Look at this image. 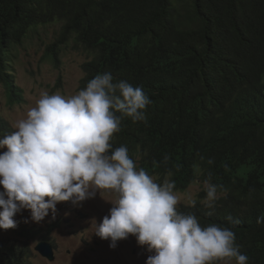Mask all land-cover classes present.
<instances>
[{
	"label": "trees",
	"instance_id": "16d2710c",
	"mask_svg": "<svg viewBox=\"0 0 264 264\" xmlns=\"http://www.w3.org/2000/svg\"><path fill=\"white\" fill-rule=\"evenodd\" d=\"M54 22L53 61L70 41L91 53L80 90L110 72L151 100L145 120L122 117L113 149L126 146L137 169L174 181V190L217 185L214 208L205 188L177 211L230 228L248 264H264V0H0V82L10 104L23 97L14 46ZM13 130L0 117V138ZM37 234L0 240V264H36Z\"/></svg>",
	"mask_w": 264,
	"mask_h": 264
},
{
	"label": "clouds",
	"instance_id": "9594fccd",
	"mask_svg": "<svg viewBox=\"0 0 264 264\" xmlns=\"http://www.w3.org/2000/svg\"><path fill=\"white\" fill-rule=\"evenodd\" d=\"M150 103L141 87L110 72L91 78L73 95L42 92L16 130L0 138V149L6 148L0 152V229L15 228L14 216L24 209L39 223L50 211L55 218L58 202L76 206L106 189L117 199L95 234L110 239V247L133 235L153 253L146 264H215L232 258L248 264L233 230L202 226L194 214L179 213L174 181L157 183L137 169L126 146L113 149L110 141L122 117L145 120ZM206 184L212 209L218 186ZM228 220L240 222L230 215Z\"/></svg>",
	"mask_w": 264,
	"mask_h": 264
},
{
	"label": "rangeland",
	"instance_id": "374dc122",
	"mask_svg": "<svg viewBox=\"0 0 264 264\" xmlns=\"http://www.w3.org/2000/svg\"><path fill=\"white\" fill-rule=\"evenodd\" d=\"M59 29V22L40 26L23 44L13 48L14 78L22 89L24 100L10 105L8 89L0 82V115L14 130L15 124L26 117L28 109L35 106L42 92L73 95L80 90L81 79L85 76L83 63L91 58V53L70 41L63 47L60 61H53L47 50ZM2 151L6 148L0 149ZM153 179L157 182L155 177ZM205 188L206 182H194L185 190H174V194L178 204H192ZM0 191H3L2 186ZM116 199L117 194L112 190L99 189L93 198L76 206L70 201L58 202L55 218L50 211L39 223L33 222L30 210L24 209L14 216L15 228L0 229V240L19 244V240L25 238L23 231L35 229L38 234L31 238L30 247L36 264H146L148 256L153 253L147 250V246L139 245L135 236L129 235L127 239L117 241L113 248L110 247V239H101L95 234L96 227L109 214ZM44 234L55 247L54 260L42 256L35 249ZM215 264H236V261L225 259Z\"/></svg>",
	"mask_w": 264,
	"mask_h": 264
},
{
	"label": "water",
	"instance_id": "95a60500",
	"mask_svg": "<svg viewBox=\"0 0 264 264\" xmlns=\"http://www.w3.org/2000/svg\"><path fill=\"white\" fill-rule=\"evenodd\" d=\"M35 249L44 257H47L49 260H54L56 257L55 247L50 240H41L36 246Z\"/></svg>",
	"mask_w": 264,
	"mask_h": 264
},
{
	"label": "bare ground",
	"instance_id": "6f19581e",
	"mask_svg": "<svg viewBox=\"0 0 264 264\" xmlns=\"http://www.w3.org/2000/svg\"><path fill=\"white\" fill-rule=\"evenodd\" d=\"M31 1V0H30ZM36 1V0H35ZM31 25V24H30ZM59 26V25H58ZM30 28V27H29ZM45 28V27H44ZM30 30V29H29ZM25 40H27V39H25ZM22 41V40H21ZM212 182V181H211Z\"/></svg>",
	"mask_w": 264,
	"mask_h": 264
}]
</instances>
